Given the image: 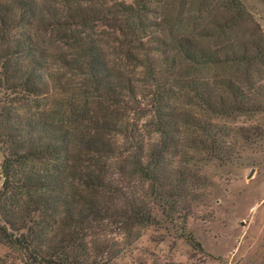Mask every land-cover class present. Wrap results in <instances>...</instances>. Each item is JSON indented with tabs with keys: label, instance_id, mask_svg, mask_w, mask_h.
I'll use <instances>...</instances> for the list:
<instances>
[{
	"label": "rangeland",
	"instance_id": "rangeland-1",
	"mask_svg": "<svg viewBox=\"0 0 264 264\" xmlns=\"http://www.w3.org/2000/svg\"><path fill=\"white\" fill-rule=\"evenodd\" d=\"M1 15L0 165L19 122L27 157L5 188L0 167L4 227L42 257L69 227L107 264H264V0H0ZM105 114L110 153L90 155ZM27 257L0 243V264Z\"/></svg>",
	"mask_w": 264,
	"mask_h": 264
},
{
	"label": "trees",
	"instance_id": "trees-1",
	"mask_svg": "<svg viewBox=\"0 0 264 264\" xmlns=\"http://www.w3.org/2000/svg\"><path fill=\"white\" fill-rule=\"evenodd\" d=\"M4 9L7 10L6 8ZM0 17L2 18L1 23H3L5 17L4 15L3 16L1 15ZM8 47L10 48L11 46L8 45ZM16 48L25 51L19 45H17ZM84 58L85 60H87L88 57L85 55ZM30 62H32L33 65L40 66L42 61L40 60L38 61L37 59H35V60H31ZM84 64L88 66L91 70L92 68L94 69L96 67L93 66V64L95 65V62L91 59L90 61L89 60L86 61ZM4 66L5 67L3 74L4 77L7 78V80L8 78H10L9 76L11 73H13L15 76L17 75L16 77L19 78L17 74L18 73L17 68L16 69L15 67L11 68L5 63ZM36 78H38V80L33 81L32 77L29 76L24 82V85L29 89L28 92L31 94L41 92L43 86L46 85L44 80L40 76H36ZM14 79L16 81V78H13V81ZM17 84L18 83H15L14 86H17ZM123 89L125 88L121 87V90ZM97 121L99 120L91 121L94 127L92 128L93 129L92 131L87 133L88 135L85 139L86 151L90 155H95L99 153L106 155L110 153L109 150H111L112 147L111 140L110 138H108V136L110 135L109 134L110 130L113 129L114 127L113 125H111V123H109L110 119L108 118V116H106V114L99 121L100 124L98 125V127H96L98 123ZM0 125H2L1 121H0ZM120 128L121 129L117 130V132L119 131L120 133H123V137L125 138L127 135L126 133L127 126L125 124L123 125L121 124ZM7 130L9 131V133L7 136L8 138L5 140V142L6 141L12 142V144L15 146L18 152H8L9 154L4 156L3 162L0 165L2 170V175L4 178V182L2 184L3 188L6 187L8 180L10 179L13 166L27 158L25 156L26 153L21 152L23 147L24 136H23V127L20 126V122H19V126L9 125ZM36 146L38 145L31 144L30 151L33 152V149L37 150L38 147ZM56 151L59 152V150L57 149ZM93 176H94V171H92L91 175H88V177L91 179ZM121 218L123 221L125 219V214H122ZM80 221L85 222L86 216L82 217ZM4 222L8 226H13L8 221H4ZM63 224L66 225V223ZM59 234L60 236H58L56 233L53 236V248L50 249L51 253L53 254H51L50 256L42 257L34 251L35 245L32 239H29L28 236L24 235L23 233L19 235H15L14 233H11L7 229V227L6 226L4 227L0 222V243L9 249H13L14 247L23 248V250L28 254V257L24 261V264H107L108 263V259L100 258L99 260H95L92 258L93 256L92 254L98 252V249L96 248L95 245L93 246L92 243L91 244L86 243L85 241L86 237L84 233H82L81 235L79 231L74 229L70 231L69 227H65L62 228Z\"/></svg>",
	"mask_w": 264,
	"mask_h": 264
}]
</instances>
